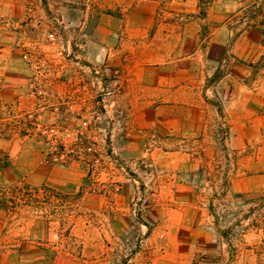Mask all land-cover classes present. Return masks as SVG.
Listing matches in <instances>:
<instances>
[{
    "label": "rangeland",
    "instance_id": "rangeland-1",
    "mask_svg": "<svg viewBox=\"0 0 264 264\" xmlns=\"http://www.w3.org/2000/svg\"><path fill=\"white\" fill-rule=\"evenodd\" d=\"M170 1L0 0V112L19 127L0 136V264H264V178L235 193L219 160L159 175L126 158L127 113L111 105L121 74L93 57L101 28L227 27L210 51L221 76L240 60L264 93V0H187L189 14ZM156 6L173 18L145 20ZM170 189L196 224L163 239L155 205Z\"/></svg>",
    "mask_w": 264,
    "mask_h": 264
},
{
    "label": "crops",
    "instance_id": "crops-1",
    "mask_svg": "<svg viewBox=\"0 0 264 264\" xmlns=\"http://www.w3.org/2000/svg\"><path fill=\"white\" fill-rule=\"evenodd\" d=\"M186 4L182 12L189 14L194 9ZM144 14L145 20L173 18L157 6ZM99 32L104 40L97 43L106 50L93 57L107 60L121 74L113 82L111 105L121 104L127 113L122 136L126 158L151 159L161 167L159 175H192L195 164L219 160L222 174L234 175L226 180H232L228 184L235 193L244 192L247 180L251 191L259 188L255 181L264 178V93L245 83L240 60L234 61L238 74L235 65L231 75L221 76L219 57L210 53L219 42L227 44L233 35L229 28L186 24ZM166 192L172 198L155 205L157 227L169 228L160 232L163 239L188 221L190 227L196 224V216L189 217L176 203L178 190ZM184 192L195 194L184 189L179 195Z\"/></svg>",
    "mask_w": 264,
    "mask_h": 264
},
{
    "label": "trees",
    "instance_id": "trees-1",
    "mask_svg": "<svg viewBox=\"0 0 264 264\" xmlns=\"http://www.w3.org/2000/svg\"><path fill=\"white\" fill-rule=\"evenodd\" d=\"M2 114L3 113L0 112V136L4 133L7 139L9 138L13 139V136L17 132L19 127L17 124L11 121L10 122L5 121ZM1 122H5V123H1ZM20 130H22V135L26 134L27 132H28L27 134H29L27 127H24V129L21 128Z\"/></svg>",
    "mask_w": 264,
    "mask_h": 264
}]
</instances>
